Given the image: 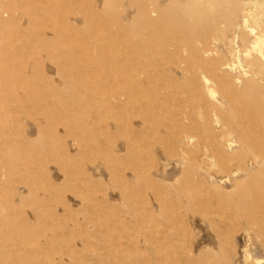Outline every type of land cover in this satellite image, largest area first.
Masks as SVG:
<instances>
[{"label": "bare ground", "instance_id": "obj_1", "mask_svg": "<svg viewBox=\"0 0 264 264\" xmlns=\"http://www.w3.org/2000/svg\"><path fill=\"white\" fill-rule=\"evenodd\" d=\"M102 75L139 93L133 108L143 117L133 124L141 135L148 123L171 130L176 157L157 154L162 161L140 181L120 167L137 163L124 140L79 142L100 132L99 113L125 107L119 94L101 97L89 85ZM17 79V88L0 87V264H154L87 254L84 245L55 252L63 222L69 232L74 223H102L72 221L88 206L116 225L123 212L128 221L155 218L173 229L197 225L188 261L264 264V0H0V82ZM167 83L176 84L173 94L158 91ZM90 103L94 111L83 114ZM162 107L169 122L156 113ZM53 111L59 118L51 122ZM101 144L110 149L102 160L62 161ZM75 170L85 175L70 181ZM78 182L98 190L91 202ZM135 186L147 192L146 217L132 205Z\"/></svg>", "mask_w": 264, "mask_h": 264}, {"label": "rangeland", "instance_id": "obj_2", "mask_svg": "<svg viewBox=\"0 0 264 264\" xmlns=\"http://www.w3.org/2000/svg\"><path fill=\"white\" fill-rule=\"evenodd\" d=\"M19 22L20 20H16V24L18 26H19ZM65 47L63 46V48ZM6 64L10 66L9 70L13 73V75H15L18 70V65L16 64V61L10 60L7 61ZM18 81L19 79H17V83L15 82V80H12V82L6 81V83L1 81L0 87L17 88L19 87V85H22ZM105 82H106V78L104 77V75H102V76H98L95 79L93 78L90 79L89 85H92L93 87L96 88H100L98 90H100L101 97H106L110 94L117 93L120 95L121 100L125 102L124 109L123 108L118 109L117 107H115L109 110V111H113L112 112L113 114L115 113L119 114V116L116 118L111 112L108 113V109L99 113V115H101L103 118V120L101 121L105 120L107 122L108 120L110 121L118 120V123L120 125L119 129L114 131L109 130L108 128H105V125H107L105 121L102 122L103 124L100 121L98 124L100 126V132L98 131V129H96L94 134H92V136L88 133L84 134L83 137L79 135L80 137L79 136L78 137L81 138L82 141L79 140L78 141L80 143L85 144V142L90 143V142L100 141L102 138L103 139L105 138L106 140L109 141V143L112 144L114 142L116 143L120 141L119 139L124 140L127 147L131 151V156L134 158V160H136L137 163L133 164L132 167L129 166L127 167L125 165L123 167L122 166L120 167L122 168V171L127 169L129 171L134 172L135 176H138L139 177L138 179L140 181L141 179L146 178L147 176L145 175L146 174L148 175L155 168L157 161H162L165 159H171L176 157V154H174L175 152L171 148L173 144L169 139L171 130L168 127L159 129L157 127H154V123H148V125H145L146 128L144 127L145 128L144 133L141 135V133H139L140 131L136 130L135 127L136 125L134 124L136 122H139L143 116H141V114L137 111L138 109L133 108V106L135 107L137 105V101L139 99V93H137L136 91H131L134 90L135 88L132 87L129 89V86H127L125 82L122 81L120 82L118 81V83L116 84L110 83L109 85L106 84ZM174 86H176L175 83L163 84V86L158 87V91L161 93H165L166 89L168 90V88H170V90L172 91L168 90V92L173 94L172 92L176 91L175 89L173 90ZM77 88L87 90V86L85 85L82 86L81 84H77ZM90 88L92 87L90 86ZM128 89L131 92L130 96L126 94V92L128 93ZM177 94L180 95L181 93L177 92ZM59 95L62 96V94ZM131 96L133 97V99ZM166 98L168 99V97ZM125 99L128 100L129 103ZM44 107L50 109L52 108V105L50 104V102H47L46 104H44ZM81 109L82 110L80 111L83 114H85L86 109L89 112L94 111V108L91 107V103L88 104V107H84V108L82 107ZM156 110H157L156 113H159L161 117H164L165 122H169L170 119L172 118L169 113H166L164 111L163 107L157 108ZM48 118H50L49 121L51 122L56 121V119L59 118V113L53 111L48 116ZM133 119L135 120L137 119L136 122H133L134 121ZM99 148H100L99 152H95L91 154L88 147L83 145L80 153L72 156L69 160H65V159L63 160L62 158L61 159L62 161H72V162L73 161L93 162L96 154L97 155L100 154L98 159L102 160L103 153H105L107 156V154L110 153V149L105 144H101ZM157 154H159V156L161 154L163 159L157 156ZM158 157L159 159L162 160H159ZM55 158L56 157L49 159L50 161L48 162H50L49 163L50 165L51 164L53 165L55 164V162H57L54 161ZM111 163L109 164L112 165L113 163L112 164ZM79 172L80 170H75L70 175L67 174V176H69L70 178V181H73L75 177L85 175V173L81 172L80 174ZM137 187L139 186H135L134 189L132 187H129L128 191L130 192L129 189L132 190L130 192V196L132 197V205L139 206L140 208V209L138 208L139 211L140 210L143 211V213H140V215H144L148 213L147 210L150 211V209L144 210L145 207L143 209L142 207H140V205H142L148 200L146 196L147 192L144 189L135 190V188L138 189ZM76 188L78 189L77 191L80 194L84 195V197H88L90 202L91 199H93L92 198L93 194L97 193V192H93L94 191L93 189L95 188L93 189L89 187L87 188L83 183L80 184L79 182L77 183ZM138 212L135 213L138 214ZM121 215H122L121 218H123L124 222L122 221V223L116 225L115 223H109L110 219L108 216V212L106 210H100L95 208L92 209V206H88L84 210H80V211L75 210L73 212V216L71 217L72 221L74 220V222L76 218L80 216L88 217V218L91 217L93 218L97 216L102 221V223L97 224L93 220L91 222L87 221L85 223H74L72 227L73 228L75 227L74 228L75 231L69 232L67 230L68 228L63 222L62 223L63 227L61 226L60 228H58L60 234L59 237L60 240L63 241L62 244L63 246L62 245H61L62 247L56 246L55 247L56 251L55 250L54 251L62 254H71L70 250H74V252L77 253L79 252V245L80 246L84 245V247L86 248L85 252L86 253L88 252L87 254H90L91 252V254L101 255L103 257H108V258L114 257L113 255L124 254L130 257H137V259H142V260L144 258H147L149 260V263L153 262L154 264H156V262L161 260V258L163 259L168 258L170 260V264H213V261H210V259L206 261L201 259L188 261L191 257H193V256L190 257L188 255L189 253L188 249L193 247L194 240L196 238V233L194 230L195 229L199 230L197 225L191 226L188 222L185 221L182 222L180 226L175 227V229H173L172 226L164 222H159L155 218H153L152 220H148L147 222H143L138 214L139 217L136 221H128L130 216L129 214L123 212ZM209 215L212 216L213 219L215 220L218 217L217 213L214 211H211ZM60 220L65 221V217H63ZM89 223H91V225H89ZM158 226L159 228L162 227L160 231L159 228H157ZM83 231H86L87 234L85 235ZM156 232L158 233L155 234ZM69 242L71 249H66L67 247L66 244ZM46 254H52V250H47ZM143 263L144 262L139 261V263L137 264H143Z\"/></svg>", "mask_w": 264, "mask_h": 264}]
</instances>
